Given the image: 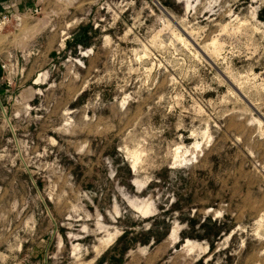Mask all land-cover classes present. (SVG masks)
I'll use <instances>...</instances> for the list:
<instances>
[{
	"label": "rangeland",
	"instance_id": "1",
	"mask_svg": "<svg viewBox=\"0 0 264 264\" xmlns=\"http://www.w3.org/2000/svg\"><path fill=\"white\" fill-rule=\"evenodd\" d=\"M31 3L0 37V264H264V0Z\"/></svg>",
	"mask_w": 264,
	"mask_h": 264
},
{
	"label": "built area",
	"instance_id": "2",
	"mask_svg": "<svg viewBox=\"0 0 264 264\" xmlns=\"http://www.w3.org/2000/svg\"><path fill=\"white\" fill-rule=\"evenodd\" d=\"M32 1H35V0H32ZM15 6H16V0H4V2L0 5V37H1V34L4 28L12 24V21H13V24L16 26L21 25L20 16H22V14H25V13L34 14V13L39 12L38 8L34 7L32 9L26 8L23 13H19L14 10ZM13 64L17 66L16 61L13 62ZM10 67L11 66L9 65L8 61H4L3 59H0V69L2 71H6Z\"/></svg>",
	"mask_w": 264,
	"mask_h": 264
},
{
	"label": "bare ground",
	"instance_id": "3",
	"mask_svg": "<svg viewBox=\"0 0 264 264\" xmlns=\"http://www.w3.org/2000/svg\"><path fill=\"white\" fill-rule=\"evenodd\" d=\"M197 143L195 144V145H193V147H194V149H196L197 148ZM194 151V150H193ZM177 152V151H176ZM187 152V151H186ZM184 153V152H183ZM193 153V152H192ZM184 155V154H183ZM175 156H177V157H181V155H178V154H176ZM196 154H194L193 156H191L192 158H196ZM182 159L184 160V158H183V156H182ZM193 159V160H194ZM196 160V159H195ZM131 206L134 208V209H136V210H140L143 214H145V213H147L148 212V206H144V205H136V204H131ZM170 236H172V237H174L175 236V234L172 232L171 233V235ZM175 238V237H174Z\"/></svg>",
	"mask_w": 264,
	"mask_h": 264
},
{
	"label": "crops",
	"instance_id": "4",
	"mask_svg": "<svg viewBox=\"0 0 264 264\" xmlns=\"http://www.w3.org/2000/svg\"><path fill=\"white\" fill-rule=\"evenodd\" d=\"M4 2V0H0V5ZM30 0H16V6L14 8L15 11H19L25 9L24 6H30L32 3Z\"/></svg>",
	"mask_w": 264,
	"mask_h": 264
},
{
	"label": "trees",
	"instance_id": "5",
	"mask_svg": "<svg viewBox=\"0 0 264 264\" xmlns=\"http://www.w3.org/2000/svg\"><path fill=\"white\" fill-rule=\"evenodd\" d=\"M80 42H82V43H83L84 41H80ZM83 44H84V43H83ZM123 233H124V232H123ZM124 234H125V233H124Z\"/></svg>",
	"mask_w": 264,
	"mask_h": 264
}]
</instances>
